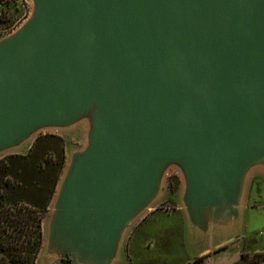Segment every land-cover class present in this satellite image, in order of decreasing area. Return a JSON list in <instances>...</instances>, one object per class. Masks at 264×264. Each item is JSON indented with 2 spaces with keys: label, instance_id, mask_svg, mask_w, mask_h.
Returning <instances> with one entry per match:
<instances>
[{
  "label": "water",
  "instance_id": "95a60500",
  "mask_svg": "<svg viewBox=\"0 0 264 264\" xmlns=\"http://www.w3.org/2000/svg\"><path fill=\"white\" fill-rule=\"evenodd\" d=\"M32 2L0 39V159L47 132L85 140L42 245L64 229L86 264H125L173 170L183 218L228 228L215 250L238 239L252 173L264 178V0Z\"/></svg>",
  "mask_w": 264,
  "mask_h": 264
},
{
  "label": "rangeland",
  "instance_id": "374dc122",
  "mask_svg": "<svg viewBox=\"0 0 264 264\" xmlns=\"http://www.w3.org/2000/svg\"><path fill=\"white\" fill-rule=\"evenodd\" d=\"M32 4V0H27L26 13L11 5H0V39L18 27L32 9ZM82 130L83 127L77 126L39 135L33 151L37 157L43 158L40 164L44 165V159L57 162L60 148H63L65 157H69L74 149L82 148L85 144ZM162 191L157 210L131 234L127 245L130 257L125 264H194L195 261H198L196 264H247L253 256L247 252L264 250V178H253L247 207L242 210L238 223L229 227L227 233L239 238L219 250H215L218 242L230 238L218 240L224 237L223 231L228 228L223 229L220 224L209 227L208 221L213 217L204 219L202 226H194L183 218L178 201L182 182L177 171H169L164 176ZM63 230L42 245L35 264H86L84 257L74 253L76 242ZM208 254L204 259L203 256Z\"/></svg>",
  "mask_w": 264,
  "mask_h": 264
},
{
  "label": "trees",
  "instance_id": "16d2710c",
  "mask_svg": "<svg viewBox=\"0 0 264 264\" xmlns=\"http://www.w3.org/2000/svg\"><path fill=\"white\" fill-rule=\"evenodd\" d=\"M33 146L25 155L0 159V264H35L42 246L41 223L65 153L60 148L57 162L44 159L41 165Z\"/></svg>",
  "mask_w": 264,
  "mask_h": 264
},
{
  "label": "built area",
  "instance_id": "2783aa9c",
  "mask_svg": "<svg viewBox=\"0 0 264 264\" xmlns=\"http://www.w3.org/2000/svg\"><path fill=\"white\" fill-rule=\"evenodd\" d=\"M0 5L2 6L11 5L16 9H19L24 13H26L27 0H0ZM251 255L253 256L249 259V261H247L248 262L247 264H264V251L256 252Z\"/></svg>",
  "mask_w": 264,
  "mask_h": 264
},
{
  "label": "crops",
  "instance_id": "0c3cea01",
  "mask_svg": "<svg viewBox=\"0 0 264 264\" xmlns=\"http://www.w3.org/2000/svg\"><path fill=\"white\" fill-rule=\"evenodd\" d=\"M27 153H28V151L25 152V153H23L22 155H25V154H27ZM261 175H262V172L259 171V170L254 171V172L252 173V176H251L252 179H251V181H250L249 188H248V193H247V198H246L245 208L247 207L248 197H249L250 192H251L252 180H253V178H256V179H257V178H263ZM142 221H143V220H142ZM142 221H141V222H142ZM141 222H140V223H141ZM140 223H139V224H140ZM139 224H138V225H139ZM138 225H137L135 228H137ZM135 228H134V229H135ZM134 229L132 230V232L130 233L128 239L126 240L125 254H126L127 261H129V257H130V256L128 257V249H127V245H128L129 238H130L131 234L133 233ZM41 231H42V236H43V223H41ZM260 251H264V250H254V251H252V252H247V253H249V254H254V253H256V252H260Z\"/></svg>",
  "mask_w": 264,
  "mask_h": 264
},
{
  "label": "flooded vegetation",
  "instance_id": "af4514ba",
  "mask_svg": "<svg viewBox=\"0 0 264 264\" xmlns=\"http://www.w3.org/2000/svg\"><path fill=\"white\" fill-rule=\"evenodd\" d=\"M157 210V208L154 210V211H156ZM42 232V231H41ZM42 234V233H41ZM205 259V258H204ZM204 259H203V261H204ZM196 263L198 262V261H195ZM196 263H194V264H196Z\"/></svg>",
  "mask_w": 264,
  "mask_h": 264
}]
</instances>
